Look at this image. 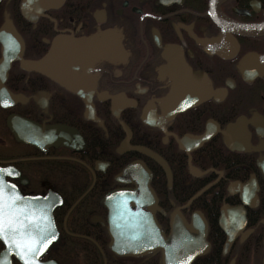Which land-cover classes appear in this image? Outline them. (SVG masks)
I'll list each match as a JSON object with an SVG mask.
<instances>
[{"label":"flooded vegetation","instance_id":"1","mask_svg":"<svg viewBox=\"0 0 264 264\" xmlns=\"http://www.w3.org/2000/svg\"><path fill=\"white\" fill-rule=\"evenodd\" d=\"M129 164L165 236L198 247L183 264H264V0H0V168L56 198L39 261L162 264L109 248Z\"/></svg>","mask_w":264,"mask_h":264},{"label":"water","instance_id":"2","mask_svg":"<svg viewBox=\"0 0 264 264\" xmlns=\"http://www.w3.org/2000/svg\"><path fill=\"white\" fill-rule=\"evenodd\" d=\"M29 64L30 67L39 69L42 61ZM17 121L15 116H10L7 124L15 135L19 136L21 128L17 126ZM143 172L142 165L125 166L117 178L123 180L128 177L130 179L123 181L133 182L135 186L113 189L103 197V204L107 209L109 248L120 256L144 255L160 249L162 264H176L178 257L179 264H183L192 258L198 247L176 244L172 231L165 236L154 216L157 199L148 182L150 176L147 174L144 178ZM5 173L2 175L4 189L0 195L3 197L4 237L8 239L0 237L4 245L0 251V262L9 264L10 256L13 255L20 264H26V261L27 264H56L54 261L42 262L38 259L58 236L52 215L53 201L56 200L54 194L50 192L44 197L22 195L14 184L4 179ZM180 216V213L176 212L171 214L170 225L173 230L176 229L175 225H186ZM13 217L23 226L18 232L8 230L7 222ZM189 225H199L204 228L206 224L202 219L193 215ZM13 242L16 244L31 243L32 251L24 253L14 247Z\"/></svg>","mask_w":264,"mask_h":264},{"label":"snow or ice","instance_id":"3","mask_svg":"<svg viewBox=\"0 0 264 264\" xmlns=\"http://www.w3.org/2000/svg\"><path fill=\"white\" fill-rule=\"evenodd\" d=\"M11 170L9 169H0V194H2L3 189H4V182L2 179V175L4 172H10ZM8 230L18 232L20 228L23 226L19 224V221L13 217L12 219L8 220ZM4 232H5V221L3 218V197L0 195V237H4ZM6 240L8 239L7 237H4ZM13 246L16 247L18 250H21L24 253H28L32 251V244L25 242L21 244H16L13 242ZM0 264H3V262H0ZM27 264V261H26Z\"/></svg>","mask_w":264,"mask_h":264}]
</instances>
